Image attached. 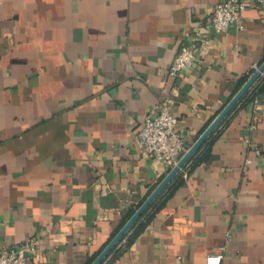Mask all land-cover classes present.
<instances>
[{"label": "crops", "instance_id": "obj_1", "mask_svg": "<svg viewBox=\"0 0 264 264\" xmlns=\"http://www.w3.org/2000/svg\"><path fill=\"white\" fill-rule=\"evenodd\" d=\"M220 1L0 0V251L37 234L29 264H93L171 172L136 142L150 111L191 148L264 63V14L222 33ZM262 97L264 74L101 264H264Z\"/></svg>", "mask_w": 264, "mask_h": 264}, {"label": "built area", "instance_id": "obj_2", "mask_svg": "<svg viewBox=\"0 0 264 264\" xmlns=\"http://www.w3.org/2000/svg\"><path fill=\"white\" fill-rule=\"evenodd\" d=\"M255 6L264 14V0H253ZM248 7V0H221L214 8L212 27L219 32H227L232 26L243 28L242 14ZM203 26H194L193 32L204 37ZM201 45L197 43L184 44L177 52L174 62L169 69L173 77L181 76L199 59ZM260 68L257 67V70ZM264 74V73H263ZM256 108H264V97L257 98ZM256 124L251 125L255 131ZM136 142L146 150L156 162H163L171 170L179 163L189 150L186 136L180 130V119L167 103L157 106L145 118L143 126L136 134ZM251 142V138H247ZM258 155H262L259 148ZM45 244V237L33 235L11 247L0 251V264H29L30 259L38 254ZM223 255H209L206 264H222Z\"/></svg>", "mask_w": 264, "mask_h": 264}, {"label": "water", "instance_id": "obj_3", "mask_svg": "<svg viewBox=\"0 0 264 264\" xmlns=\"http://www.w3.org/2000/svg\"><path fill=\"white\" fill-rule=\"evenodd\" d=\"M264 73V63L249 79L245 86L239 91V93L231 100V102L225 107V109L219 114L210 127L204 132V134L197 140V142L189 148L187 153L182 157L179 163L171 170L168 176L163 182L156 188L151 196L143 203L138 211L133 215L129 222L123 227L118 235L112 240V242L106 247V249L100 254V256L93 262V264H101L105 258L111 253L116 245L122 240V238L128 233V231L134 226V224L143 216L152 203L158 198V196L165 190L170 182L178 175V173L185 167V165L191 160L195 153L201 148L216 128L224 121L233 108L240 102V100L246 95L250 88L257 82V80Z\"/></svg>", "mask_w": 264, "mask_h": 264}]
</instances>
